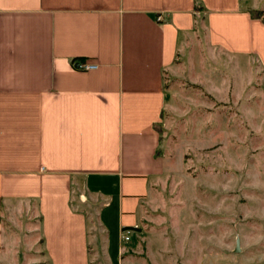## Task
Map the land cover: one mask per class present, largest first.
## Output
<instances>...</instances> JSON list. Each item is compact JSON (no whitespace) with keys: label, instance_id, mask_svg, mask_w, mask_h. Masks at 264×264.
Wrapping results in <instances>:
<instances>
[{"label":"crops","instance_id":"crops-1","mask_svg":"<svg viewBox=\"0 0 264 264\" xmlns=\"http://www.w3.org/2000/svg\"><path fill=\"white\" fill-rule=\"evenodd\" d=\"M201 34L264 70L246 0H0V264L132 253L168 172L166 73Z\"/></svg>","mask_w":264,"mask_h":264},{"label":"rangeland","instance_id":"rangeland-1","mask_svg":"<svg viewBox=\"0 0 264 264\" xmlns=\"http://www.w3.org/2000/svg\"><path fill=\"white\" fill-rule=\"evenodd\" d=\"M246 2L264 19V0ZM189 46V62L165 77L157 205L130 231L132 253L112 264H264L263 66L202 34Z\"/></svg>","mask_w":264,"mask_h":264},{"label":"built area","instance_id":"built-area-1","mask_svg":"<svg viewBox=\"0 0 264 264\" xmlns=\"http://www.w3.org/2000/svg\"><path fill=\"white\" fill-rule=\"evenodd\" d=\"M75 66L78 69L89 70V69H93V68L97 67V64H95V63H86V62L79 61V62L75 63ZM124 238L126 240H128L130 237L128 235H125Z\"/></svg>","mask_w":264,"mask_h":264},{"label":"trees","instance_id":"trees-1","mask_svg":"<svg viewBox=\"0 0 264 264\" xmlns=\"http://www.w3.org/2000/svg\"><path fill=\"white\" fill-rule=\"evenodd\" d=\"M251 13L254 17H258V18H260L263 14V13H261L260 10H253V11H251ZM262 20L264 21V19H262Z\"/></svg>","mask_w":264,"mask_h":264}]
</instances>
